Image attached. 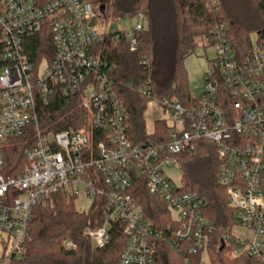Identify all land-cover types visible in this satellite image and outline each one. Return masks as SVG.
<instances>
[{"label":"built area","instance_id":"built-area-1","mask_svg":"<svg viewBox=\"0 0 264 264\" xmlns=\"http://www.w3.org/2000/svg\"><path fill=\"white\" fill-rule=\"evenodd\" d=\"M99 17L95 0H0V264L23 258L34 210L58 193L102 205L104 222L85 229L95 248L109 243L114 222L122 224L126 244L118 264H155V241L162 239L184 264H199L195 258L215 226L203 215L200 195L182 191L168 170L180 169L178 155L194 152L201 140L215 146L218 181L236 214L235 224L222 229L224 247L232 257L264 264V46L241 53L225 26H215V56L198 102L155 99L166 139L136 144L114 89V67L95 53L116 32L102 33ZM136 18L133 29L122 32L131 51L146 26L143 13ZM138 91L151 96L146 86ZM56 98L79 102L86 123L43 128L38 109ZM29 132L26 163L17 174L7 173L5 146ZM138 183L171 211L167 238L136 202ZM64 244L76 247L71 240Z\"/></svg>","mask_w":264,"mask_h":264},{"label":"trees","instance_id":"trees-1","mask_svg":"<svg viewBox=\"0 0 264 264\" xmlns=\"http://www.w3.org/2000/svg\"><path fill=\"white\" fill-rule=\"evenodd\" d=\"M95 5L103 17L121 18L139 13L146 16L136 50H130L120 31L108 33L95 48L101 60L114 67L111 74L114 89L125 105L129 137L136 144L166 139V125L161 120L156 121L154 134L147 132L145 112L149 102L169 97H176L185 106L198 102L189 86L185 61L198 47L212 45L215 26H225L226 34L241 53L252 48V34H257V44L264 46V0H95ZM102 5L104 13L100 10ZM145 86L151 92L150 97L138 91ZM38 111L41 126L51 131L78 127L88 119L79 102L67 103L60 98L40 106ZM32 140V132L9 140L4 148L7 173L17 174L24 166V150ZM177 158L182 171V191L200 195L203 215L215 226L204 251L210 264H260L247 255L232 257L227 246L221 249L222 229L235 224L236 214L228 204L225 187L218 181L219 161L214 144L201 140L194 152H183ZM132 193L146 216L167 238L172 214L166 204L148 194L144 183L134 185ZM104 220L101 204L94 201L88 211H79L73 198L58 193L52 203L34 210L24 256L16 264H118L126 244L121 223L114 222L110 241L103 248H95L85 234L86 228H96ZM66 240L76 247L68 249ZM204 252L195 258L198 263ZM154 259L155 264H184L182 255L166 239L155 241Z\"/></svg>","mask_w":264,"mask_h":264},{"label":"rangeland","instance_id":"rangeland-1","mask_svg":"<svg viewBox=\"0 0 264 264\" xmlns=\"http://www.w3.org/2000/svg\"><path fill=\"white\" fill-rule=\"evenodd\" d=\"M136 16H126L121 18H111L100 16L96 19L95 24L98 25L102 33H108L112 31L129 32L133 29L137 23ZM252 45H257V34L251 35ZM215 56V49L212 46L201 48L198 47L192 55H190L186 61L185 66L188 71L189 86L194 96H199L203 92L204 76L210 70V61ZM44 69V65L41 66V70ZM1 71V67H0ZM155 104V103H154ZM154 106L151 105L149 111L152 117L161 118L163 116L162 109L157 106L156 111H153ZM150 116V115H149ZM150 116V118H151ZM149 124V122H148ZM151 125V123L149 124ZM173 181L177 185L182 184V171L177 167L170 168L168 170ZM92 200L83 196L75 200V206L79 211H88L91 207ZM237 233H243L242 229H236ZM199 264H210L207 253H203L202 259Z\"/></svg>","mask_w":264,"mask_h":264},{"label":"crops","instance_id":"crops-1","mask_svg":"<svg viewBox=\"0 0 264 264\" xmlns=\"http://www.w3.org/2000/svg\"><path fill=\"white\" fill-rule=\"evenodd\" d=\"M151 105L154 106V108H153V111L154 112L157 109L158 104L156 103V101L149 102L148 107H147V110L145 112V119H146L147 132L149 134H154V132H155V123H156L157 120H160V118L155 117V116L154 117L151 116L150 111H149ZM149 115L151 116V118H150ZM148 122H149V124L151 123V125H149Z\"/></svg>","mask_w":264,"mask_h":264},{"label":"water","instance_id":"water-1","mask_svg":"<svg viewBox=\"0 0 264 264\" xmlns=\"http://www.w3.org/2000/svg\"><path fill=\"white\" fill-rule=\"evenodd\" d=\"M100 10H101V13H104V12H105V5H102V6L100 7ZM222 248H224V243L222 244L221 249H222Z\"/></svg>","mask_w":264,"mask_h":264}]
</instances>
